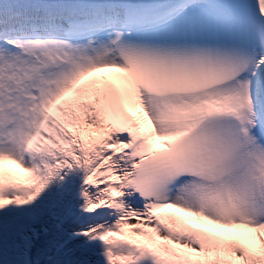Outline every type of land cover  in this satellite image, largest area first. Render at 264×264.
Instances as JSON below:
<instances>
[{
    "label": "snow or ice",
    "instance_id": "obj_1",
    "mask_svg": "<svg viewBox=\"0 0 264 264\" xmlns=\"http://www.w3.org/2000/svg\"><path fill=\"white\" fill-rule=\"evenodd\" d=\"M0 264H264V0H0Z\"/></svg>",
    "mask_w": 264,
    "mask_h": 264
}]
</instances>
